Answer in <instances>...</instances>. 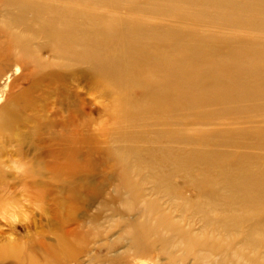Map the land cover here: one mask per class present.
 <instances>
[{"label":"bare ground","instance_id":"obj_1","mask_svg":"<svg viewBox=\"0 0 264 264\" xmlns=\"http://www.w3.org/2000/svg\"><path fill=\"white\" fill-rule=\"evenodd\" d=\"M5 77L70 179L47 264H264V0H0Z\"/></svg>","mask_w":264,"mask_h":264},{"label":"rangeland","instance_id":"obj_2","mask_svg":"<svg viewBox=\"0 0 264 264\" xmlns=\"http://www.w3.org/2000/svg\"><path fill=\"white\" fill-rule=\"evenodd\" d=\"M8 81L9 77H5L0 82V104L6 100ZM95 91L97 96L106 92L101 87ZM90 97L94 99L93 96ZM103 101L107 103V100ZM92 105L97 109L103 108L101 103ZM104 121L97 122L94 127L107 125ZM33 126L34 124L27 123L20 135L12 132L9 133L11 135H0V248L11 251L15 247L20 249L18 258L10 254L2 260L7 264H31V258L35 264H47L43 248L56 243L61 230L60 220L55 213L60 198L63 200L69 195L70 179L59 177L55 168L46 166L52 160L59 164V153L49 158L45 150L38 149V145L45 144V139L42 134L39 139V136L30 133ZM40 129L45 130V126L40 125ZM93 157L97 159L101 155L94 153ZM80 177L81 174L76 180ZM92 178L93 181L99 179L96 176ZM82 193L86 194V191L83 190ZM86 205L91 207V215L99 213V201L90 198ZM68 210L65 209L64 213L68 214ZM79 216L84 217L82 221L91 220V216H84L83 210H79ZM90 246L93 248V244Z\"/></svg>","mask_w":264,"mask_h":264}]
</instances>
